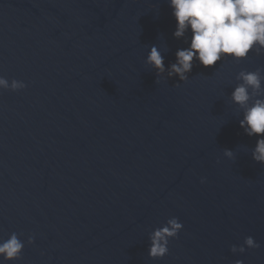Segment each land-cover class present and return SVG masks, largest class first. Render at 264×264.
Returning <instances> with one entry per match:
<instances>
[{"label":"water","instance_id":"water-1","mask_svg":"<svg viewBox=\"0 0 264 264\" xmlns=\"http://www.w3.org/2000/svg\"><path fill=\"white\" fill-rule=\"evenodd\" d=\"M175 28L168 0H0V77L25 84L0 89V241H25L7 264H264V164L231 101L264 51L194 59L182 81Z\"/></svg>","mask_w":264,"mask_h":264},{"label":"clouds","instance_id":"clouds-1","mask_svg":"<svg viewBox=\"0 0 264 264\" xmlns=\"http://www.w3.org/2000/svg\"><path fill=\"white\" fill-rule=\"evenodd\" d=\"M168 5L176 24L174 38L190 33L188 47L177 50L176 63L171 65L169 73L182 81L187 79L194 59L203 67H211L222 57L242 60L250 51H264V0H168ZM146 62L158 73L164 71L163 57L155 46L149 50ZM236 78L240 82L232 91L231 101L243 110L239 126L246 135L258 137L252 158L264 164V99L259 98L264 96V75L260 69L242 70ZM24 87L21 81L0 77V89L16 92ZM201 183H204L203 178ZM181 229L182 224L173 217L153 230L149 258H163L168 253L169 240L176 238ZM33 239L30 235L26 243L31 245ZM24 246L25 241L11 233L6 240L0 241V259L6 264L18 260ZM259 247L249 236L240 246L232 245L230 252L242 255L246 249ZM235 264H242V261L236 260Z\"/></svg>","mask_w":264,"mask_h":264}]
</instances>
